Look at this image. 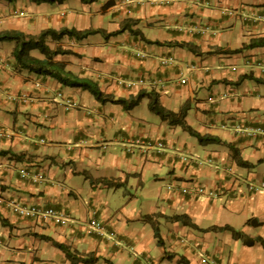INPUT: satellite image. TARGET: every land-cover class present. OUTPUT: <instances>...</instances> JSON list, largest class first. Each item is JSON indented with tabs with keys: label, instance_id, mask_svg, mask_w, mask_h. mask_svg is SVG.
Returning <instances> with one entry per match:
<instances>
[{
	"label": "crops",
	"instance_id": "crops-1",
	"mask_svg": "<svg viewBox=\"0 0 264 264\" xmlns=\"http://www.w3.org/2000/svg\"><path fill=\"white\" fill-rule=\"evenodd\" d=\"M6 5L24 17L7 18L3 30L29 35L62 27L107 34L135 20L132 29L142 38L97 33L48 45L71 51L55 60L115 99L153 92L172 112L187 103L186 123L233 145L249 166L238 168L224 145H199L162 121L147 132L137 106L124 111L87 91L19 71L10 56L13 44L0 43V126L6 131L0 139V264H83L51 241L75 258H97L94 264H179L180 257L208 264L205 256L216 264H264L259 242L249 246L229 232L197 231L167 218L184 214L199 229L228 225L264 240V191L245 188L247 180L264 181V162H257L264 158V85L241 79L251 74L264 81V46L232 52L264 37V0ZM167 43H188L195 53ZM165 59L170 65L164 67ZM143 100L147 104L144 98L140 105ZM140 136L161 138L162 150L136 143ZM22 170L30 177H21ZM35 174L40 178L33 180ZM200 180L228 189L229 196L204 201L181 192ZM30 205L61 211L67 219L61 225L13 211ZM91 218L104 230L89 227ZM248 219L262 225H246Z\"/></svg>",
	"mask_w": 264,
	"mask_h": 264
},
{
	"label": "trees",
	"instance_id": "trees-1",
	"mask_svg": "<svg viewBox=\"0 0 264 264\" xmlns=\"http://www.w3.org/2000/svg\"><path fill=\"white\" fill-rule=\"evenodd\" d=\"M6 2L7 4H12L18 0H0ZM28 1L33 4H59L65 0H22ZM83 4H90L97 2V0H79ZM137 23L135 20H124L120 24L117 31L111 33H103L99 29L92 30H76L75 28H65L62 27L59 30H54L51 28L44 29L40 31L37 35H29L20 30L14 29H4L0 30V43H12L13 48L11 50V58L13 60L14 66L19 71H25L32 73L37 76L47 77L53 79L61 86L77 88L87 91L96 101L99 103H111L119 105L124 111L132 110L136 107L142 99L147 98V108L148 110L155 114L162 122L170 127H178L182 131L186 132L189 136L196 139L199 145H209V144H222L230 149V156L235 164L239 167H248L249 164L243 161L238 150L233 147V145L222 142L219 138L211 135L200 134L194 129H192L185 121L186 113L189 109V105L184 103L177 112H172L164 108L158 100V97L153 92L139 91L135 96L129 97L127 99L113 98L110 95L104 94L98 87V85L92 80L84 77H79L74 75L70 71L66 70V64L64 62L56 61L55 57L58 55L72 54L71 51L62 49L59 45L50 48L48 42L57 43L64 38L74 41H81L87 36L101 33L105 37L113 36L127 31L134 36L140 35L137 29H132ZM149 44L159 45L157 42L146 41ZM166 45L185 48L190 52L195 53V47L188 43H167ZM264 46V37H258L251 39L247 44H243L241 48L234 50L232 52H240L244 49H250L255 47ZM33 52H37L39 57L33 55ZM241 79L251 80L257 84L264 85V81L253 77L251 74L243 75ZM258 163L264 162V158L257 161ZM172 222H180L183 225L191 227L196 230L212 231V232H229L233 239H240L244 244L252 245L254 242H259L264 248V240L259 237L248 238L241 234L240 231H236L228 225L224 226H213L208 229H199L195 224L190 222V219L186 215H173L167 217ZM2 224L5 225L4 220L0 219ZM246 225L260 226L262 223L255 219H248L245 222ZM154 237L157 239V243L162 245L159 239V234L157 228L154 227ZM45 238V237H44ZM50 241V239L45 238ZM52 245L60 250H62L66 257L69 258L73 263L81 262L83 264H94L97 258H75L66 247L61 244L51 241ZM177 262L179 264H188V262L182 257L178 258Z\"/></svg>",
	"mask_w": 264,
	"mask_h": 264
},
{
	"label": "built area",
	"instance_id": "built-area-1",
	"mask_svg": "<svg viewBox=\"0 0 264 264\" xmlns=\"http://www.w3.org/2000/svg\"><path fill=\"white\" fill-rule=\"evenodd\" d=\"M161 64L165 67L170 65V60L165 59L161 62ZM141 82V80L139 81ZM182 84L185 82L184 79L180 81ZM6 136V131L3 127L0 126V139ZM136 143L144 145L146 148H154L156 151H159L163 148V144L159 139H149L146 137H141L135 140ZM21 177L28 178L30 177V174L26 170H22L20 172ZM32 179L37 180L40 178L38 174H35L31 176ZM247 192L254 193L257 191H260L261 189L264 190V181H261L258 185H254L252 183H246L245 185ZM169 189L172 190V187L169 186ZM182 193H187V194H192V195H200L203 192V188L199 186H193L192 188H182L181 189ZM210 195L215 196L216 193L214 192H209ZM13 211L18 214L21 217L24 218H32V219H50L53 223L55 224H64L66 221L67 217L62 213L61 211H57L53 208H44L38 205H30V206H14ZM89 227L94 229L97 232H101L104 230V226L101 222L97 221L95 218H91L88 221ZM205 260L209 264H216L215 261L209 257L205 256Z\"/></svg>",
	"mask_w": 264,
	"mask_h": 264
},
{
	"label": "rangeland",
	"instance_id": "rangeland-1",
	"mask_svg": "<svg viewBox=\"0 0 264 264\" xmlns=\"http://www.w3.org/2000/svg\"><path fill=\"white\" fill-rule=\"evenodd\" d=\"M4 7H7L6 3H4L3 1H0V10H1V12H0V30H3L4 25H5V21L7 18H9V17L23 18L24 17L23 14H21L20 12H15V13L11 12L10 13L6 8L3 9ZM5 44H8V43H5ZM145 101L146 100H143V105L142 104L140 105V103H139L140 106L137 105V108H138L137 111L145 120V121H141L142 126H145V129L147 130V132H149V130L153 126L157 127L158 125H160L161 120L155 114L151 113L148 110L147 104ZM227 122H228V127H229L230 123H229V121H227ZM235 124L240 125L241 128H243V126H244V123H241V122L238 123V121ZM134 126H136V123H134ZM176 128H178V127H176ZM232 129H233V127H232ZM186 135H188V134L186 133ZM140 137H143V136H140ZM159 140L162 141V143H163V140L161 138H159ZM224 147H226V146H224ZM226 149L228 150V152H230L229 148L226 147ZM238 168H239V166H238ZM261 181H263V180H258V181L247 180L246 182L252 183L254 185H258ZM195 186H199V187L203 188V192L200 195H196V196L201 197V200H204V201H208L209 199H219V198L222 199V197L229 196L226 194L228 189L225 190L222 187L220 188L218 186H210L209 183H207L204 180H200V183L196 184ZM210 191L216 193V195L215 196L210 195L209 194ZM260 191H264V190L261 189ZM213 220L217 221L218 219L216 217H214ZM219 220H220V222L224 221L223 217ZM194 230H196V229H194ZM205 262L207 263L206 260H205Z\"/></svg>",
	"mask_w": 264,
	"mask_h": 264
},
{
	"label": "clouds",
	"instance_id": "clouds-1",
	"mask_svg": "<svg viewBox=\"0 0 264 264\" xmlns=\"http://www.w3.org/2000/svg\"><path fill=\"white\" fill-rule=\"evenodd\" d=\"M21 13V12H20ZM21 14H23V13H21ZM147 138V137H146ZM152 140H155V139H152ZM162 142V141H161ZM163 144V143H162Z\"/></svg>",
	"mask_w": 264,
	"mask_h": 264
}]
</instances>
